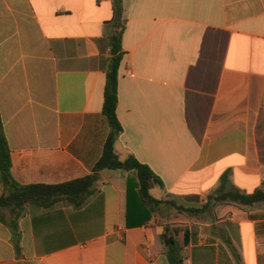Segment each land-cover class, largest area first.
I'll list each match as a JSON object with an SVG mask.
<instances>
[{
    "label": "crops",
    "instance_id": "crops-1",
    "mask_svg": "<svg viewBox=\"0 0 264 264\" xmlns=\"http://www.w3.org/2000/svg\"><path fill=\"white\" fill-rule=\"evenodd\" d=\"M122 3L115 150L151 168L164 203L128 227L130 173L103 170L81 207L0 208V264H264V203L207 205L225 173L228 189L264 192V0ZM112 18L113 0H0V116L18 183L84 178L102 157Z\"/></svg>",
    "mask_w": 264,
    "mask_h": 264
},
{
    "label": "trees",
    "instance_id": "trees-1",
    "mask_svg": "<svg viewBox=\"0 0 264 264\" xmlns=\"http://www.w3.org/2000/svg\"><path fill=\"white\" fill-rule=\"evenodd\" d=\"M108 24L111 25V34L108 38L111 56L108 60L103 114L110 126V133L102 157L90 175L58 185H22L18 183L12 175L11 151L0 116V181L3 187L0 208L8 209L16 217L24 215L26 208L30 205L49 208L59 203H67L74 207H81L96 192L95 184L99 179V173L103 170L130 173L126 213L128 227L150 225L155 214V207L164 203L151 195V190L156 185L162 186L160 178L151 168L141 163L133 155L121 160L115 150V144L123 132V127L116 114L118 71L124 54L122 40L126 28V21L123 20L122 0H113V18ZM228 182L229 173H225L222 176L220 187L210 195L208 206L226 203L249 207L264 203L262 190L244 193L235 188L228 189L226 186ZM167 203L177 208L178 211L183 210L188 214L195 215L198 212V209H186L172 202ZM169 231V228L165 227L162 240L166 246L171 247L175 241L169 238ZM172 231L178 233L177 228H173Z\"/></svg>",
    "mask_w": 264,
    "mask_h": 264
}]
</instances>
